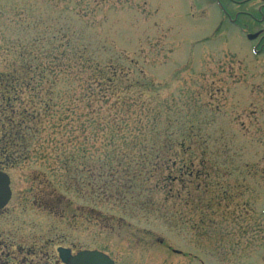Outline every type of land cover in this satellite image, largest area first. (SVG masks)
Returning a JSON list of instances; mask_svg holds the SVG:
<instances>
[{
    "label": "rangeland",
    "instance_id": "1",
    "mask_svg": "<svg viewBox=\"0 0 264 264\" xmlns=\"http://www.w3.org/2000/svg\"><path fill=\"white\" fill-rule=\"evenodd\" d=\"M241 1L0 0V88L14 76L12 108L36 132L0 166V240L19 254L35 228L56 256L264 264V40L246 36L264 33V0ZM153 148L149 191L118 193L120 155Z\"/></svg>",
    "mask_w": 264,
    "mask_h": 264
},
{
    "label": "trees",
    "instance_id": "2",
    "mask_svg": "<svg viewBox=\"0 0 264 264\" xmlns=\"http://www.w3.org/2000/svg\"><path fill=\"white\" fill-rule=\"evenodd\" d=\"M115 74V71L113 72ZM113 75V74H112ZM12 77L14 76H6V82L1 86L0 91V114H2L0 118V129L4 126L6 130L2 131L0 134V166H8L14 165L16 162V157L18 154L24 155L30 149V141L35 136V128L29 125L31 120H28L27 110H23V113L18 115L15 108H12V96L17 95L19 93V89L21 85L13 84L11 81L14 80ZM98 86L101 87L99 84ZM40 89H42L43 85H39ZM112 86L109 88L104 86V90L102 91V99L107 100L106 104L109 105L112 99V93H116L117 87ZM95 88H93L94 93ZM101 91H96L93 95H98ZM112 91V95L107 97L106 92ZM52 94V92L50 93ZM16 97V96H15ZM46 103V104H45ZM54 99L51 97L49 102H44L45 108L52 109L54 106ZM53 104V106H52ZM116 106L118 102H115ZM114 106V108L116 107ZM92 112L95 113L94 109ZM128 121L126 120L125 126H128ZM121 131L124 130L123 126L120 128ZM39 130V126H37V131ZM5 137V138H3ZM20 151V152H19ZM150 151V152H149ZM148 152L142 151L140 154H133L132 156L128 155H120L119 163L120 167L117 169L116 173L118 178H120L121 183H123V177L128 178V181H124L123 186L119 185L118 193L121 195L130 196L132 194L138 195L139 191L148 192L149 186L146 185L151 174H156L162 166L161 159H163V149L161 148H153ZM132 157V158H131ZM18 159V158H17ZM131 160H134V164L131 163ZM3 168V167H2ZM116 173H107L105 172V181L113 180L114 174ZM162 174V171L159 172V175ZM126 187V185H128ZM131 184V185H130ZM142 194V193H141ZM149 203V201H148Z\"/></svg>",
    "mask_w": 264,
    "mask_h": 264
},
{
    "label": "flooded vegetation",
    "instance_id": "3",
    "mask_svg": "<svg viewBox=\"0 0 264 264\" xmlns=\"http://www.w3.org/2000/svg\"><path fill=\"white\" fill-rule=\"evenodd\" d=\"M244 1H247V0H244ZM248 1H251V0H248ZM260 11H262L261 8H260ZM240 13H243V12H240ZM227 15L230 16L229 13H227ZM232 21L234 20L232 19ZM258 21H261V19L260 20L258 19ZM262 30L263 29L259 30L261 31V34L256 39L258 45L261 44L262 41L264 40V33L262 34ZM5 209L0 210V213H3ZM31 230H33V232H30V229H29L30 239L28 241L31 244V246L29 248H26L24 245L25 241L23 240L22 243H19L20 245L18 248L19 254L14 252L15 248L10 249L11 247H16L14 244L15 241L8 242L5 240H0V264H65L59 258L58 254L56 256L55 250L54 249L50 250L49 248L50 247L49 245L54 246V239H48V241H46L47 243L43 246L40 244V242H45V240L37 237L36 235L37 229L33 228ZM38 245H41L42 248H47V249L39 250ZM60 246L61 245H59L58 247ZM63 246L70 249L71 252L74 254L80 251V250L78 251L73 250V247L71 246H67V245H63Z\"/></svg>",
    "mask_w": 264,
    "mask_h": 264
},
{
    "label": "water",
    "instance_id": "4",
    "mask_svg": "<svg viewBox=\"0 0 264 264\" xmlns=\"http://www.w3.org/2000/svg\"><path fill=\"white\" fill-rule=\"evenodd\" d=\"M258 34H250L248 37L254 39ZM12 196L11 179L9 175L0 170V210L10 201ZM60 256L67 264H116L107 254L93 250L82 251L76 256L70 254V250L60 248Z\"/></svg>",
    "mask_w": 264,
    "mask_h": 264
}]
</instances>
